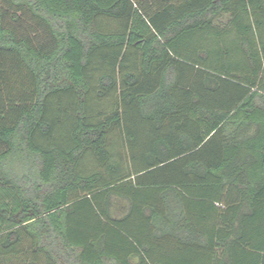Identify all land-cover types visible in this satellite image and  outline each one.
Wrapping results in <instances>:
<instances>
[{
	"label": "trees",
	"instance_id": "obj_1",
	"mask_svg": "<svg viewBox=\"0 0 264 264\" xmlns=\"http://www.w3.org/2000/svg\"><path fill=\"white\" fill-rule=\"evenodd\" d=\"M0 264H264V0H0Z\"/></svg>",
	"mask_w": 264,
	"mask_h": 264
},
{
	"label": "rangeland",
	"instance_id": "obj_2",
	"mask_svg": "<svg viewBox=\"0 0 264 264\" xmlns=\"http://www.w3.org/2000/svg\"><path fill=\"white\" fill-rule=\"evenodd\" d=\"M173 1H179V0H173ZM226 20V18L224 19V21ZM208 40H211V39H208ZM223 44V43H222ZM221 43H220V46H222V47H224L225 45H222ZM216 45H217V43H216V40H213L212 39V42L211 41H208L207 43H204L203 44V46H205V48H208V49H212V47H216ZM227 45H228V43H227ZM201 46H199V48H200ZM216 49H218V48H216ZM212 50H215V49H212Z\"/></svg>",
	"mask_w": 264,
	"mask_h": 264
}]
</instances>
